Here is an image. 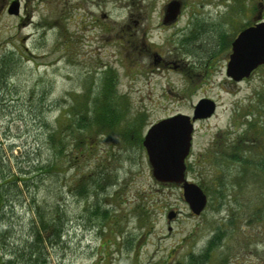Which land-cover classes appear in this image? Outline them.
<instances>
[{
    "label": "rangeland",
    "instance_id": "374dc122",
    "mask_svg": "<svg viewBox=\"0 0 264 264\" xmlns=\"http://www.w3.org/2000/svg\"><path fill=\"white\" fill-rule=\"evenodd\" d=\"M217 1L185 0L178 27L189 18L198 27L206 22L193 28L199 34L191 41L158 28L167 0H0L6 171L18 174L16 162L26 156L43 164L52 154L60 167L31 175L36 198L62 202L66 216L62 241L48 246L42 264H174L203 249L217 230L213 264H264V66L238 83L227 78L219 34L229 27L219 25ZM12 2L15 14L8 12ZM155 52L185 65L162 67ZM110 69L111 104L120 114L114 127L73 131L63 113L95 95ZM202 97L216 108L195 120L186 158V178L207 198L194 214L180 186L153 178L142 140L162 118L192 115ZM56 124L52 140L47 132ZM100 167L111 173L108 184L88 197L71 191ZM25 194L7 196L14 202L13 212L4 207L13 233L4 258L17 260L13 250L28 233Z\"/></svg>",
    "mask_w": 264,
    "mask_h": 264
},
{
    "label": "trees",
    "instance_id": "16d2710c",
    "mask_svg": "<svg viewBox=\"0 0 264 264\" xmlns=\"http://www.w3.org/2000/svg\"><path fill=\"white\" fill-rule=\"evenodd\" d=\"M7 64L8 59L2 58L0 60L1 73L7 69ZM106 73L107 76L102 82L104 84L95 95L91 96L90 99L89 97L86 98L83 96L84 100L83 102L79 101V104H74V102L70 103L68 105L69 110L63 113V116L67 118L69 126H71L73 131H84L94 125L103 128L114 127L116 123L114 120L118 119L120 115L117 107L113 108L111 104V97L113 96L111 94L114 88L112 85L114 71L110 69L109 71H104V74ZM59 125L56 124L48 130L47 133L50 139L54 140V136L59 135L58 130L61 128ZM26 157V159L24 158L25 162L24 160L22 162H16L18 174L15 172L11 174L10 170L6 171L8 166L6 167L5 165L6 161L0 147V264H42L47 260L46 249L48 246L52 248L62 241L66 223L65 210L62 207V202L54 200L53 203H49L45 200H38L32 189L33 184H31L33 182L31 175H37L38 172L43 171L49 174L59 172L58 156L57 154H52V157L45 160L43 164H36L32 159H28V156ZM13 158H17V156H10V160ZM22 163L29 165L28 168L25 169ZM110 175L111 173L102 170L100 167L95 176H88L86 174L82 178H78L81 181L71 191H75L76 194L90 196V193H94V190L103 188L104 184H108L106 181L110 179ZM23 190H26L25 196H27L29 201L28 205L31 214L28 233L26 238L21 240L23 246L18 249L16 247L13 250V253L17 256V260L12 256L4 258L2 248L3 246L6 248L7 245H11L10 238L13 233L10 223L6 220L7 212L4 210V207L8 204L9 210L12 211L14 202L8 199L7 196H20ZM6 200L9 203H6ZM99 209L100 205L96 203L93 210L95 212L93 213H97ZM103 211L105 212V209H102L101 212ZM220 235L219 230L215 231L203 249L199 251L190 250L182 259L176 260L174 264H213L211 262L212 251L218 244L221 238Z\"/></svg>",
    "mask_w": 264,
    "mask_h": 264
},
{
    "label": "water",
    "instance_id": "95a60500",
    "mask_svg": "<svg viewBox=\"0 0 264 264\" xmlns=\"http://www.w3.org/2000/svg\"><path fill=\"white\" fill-rule=\"evenodd\" d=\"M17 10V2H12L8 12L15 14ZM164 10V20L172 21L180 11V2L171 0ZM261 64H264V22L247 27L232 41L225 74L239 81ZM215 108L214 100L202 97L194 105L192 115L177 113L162 118L147 129L142 140L153 178L161 183L180 185L194 214L204 209L207 199L198 184L187 180L186 158L191 148L194 121L209 117Z\"/></svg>",
    "mask_w": 264,
    "mask_h": 264
},
{
    "label": "flooded vegetation",
    "instance_id": "af4514ba",
    "mask_svg": "<svg viewBox=\"0 0 264 264\" xmlns=\"http://www.w3.org/2000/svg\"><path fill=\"white\" fill-rule=\"evenodd\" d=\"M170 0H167V2ZM180 2V11L176 18L172 21H165L164 20V8L165 4H163V8L161 10V17L158 20V28L163 29V31L168 32L171 31V36L180 34L186 36V39H194L196 40L197 35L199 33H192L193 28L195 30H199L200 27L204 28L206 25V22L201 23L200 27H198L197 21L193 18H189L188 22L186 23L185 26L183 27H178L180 18L182 13L185 11L187 8V4L185 3V0H177ZM217 17H218V22L220 23L219 25H227L229 27L228 32L225 30H222L220 28V45L221 47L219 50L225 49V54L227 55L225 59V69L227 62L229 60V55L232 51V41L237 37V35L247 27H250L252 25H255L260 22H264V0H218L217 1ZM242 16L244 17L242 19ZM245 19V20H244ZM195 21V22H194ZM169 38H167L168 40ZM183 39V38H182ZM154 60L157 63L158 61L160 62L159 64L162 67H170V68H175L177 70L182 69L184 67L185 62L183 63H178V60H167L165 57L161 56L159 53H154ZM157 58V59H156ZM264 66V64L258 65L252 73L257 70L259 67ZM251 73V74H252ZM250 74V75H251ZM228 79L232 80L235 83H238L240 81H235L227 76Z\"/></svg>",
    "mask_w": 264,
    "mask_h": 264
}]
</instances>
